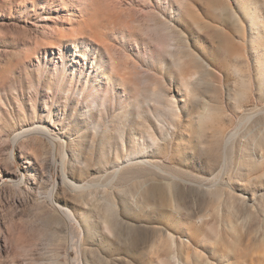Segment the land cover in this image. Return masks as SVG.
<instances>
[{
  "label": "rangeland",
  "instance_id": "374dc122",
  "mask_svg": "<svg viewBox=\"0 0 264 264\" xmlns=\"http://www.w3.org/2000/svg\"><path fill=\"white\" fill-rule=\"evenodd\" d=\"M1 76L0 264H264V0H0Z\"/></svg>",
  "mask_w": 264,
  "mask_h": 264
},
{
  "label": "bare ground",
  "instance_id": "6f19581e",
  "mask_svg": "<svg viewBox=\"0 0 264 264\" xmlns=\"http://www.w3.org/2000/svg\"><path fill=\"white\" fill-rule=\"evenodd\" d=\"M105 50L107 52V55L110 58L112 72H114L116 74V77L122 81V83L126 87V89H130L131 90L135 86L134 78H133V75H132L133 72L131 71L130 68L127 67V65L125 66L124 64H122L121 62L118 61V58L113 56V50L110 47H106ZM111 61H114V62H111ZM179 65L183 66L180 63H179ZM0 80H2L1 82H4L5 78L1 76ZM171 111L173 112L174 109L171 108L170 112ZM173 113H175V112H173ZM34 132H36L35 129L23 130V131H21L20 133H18L16 135V137H15L16 140L15 141H17L18 139H22L25 135L27 136V135L33 134ZM44 133L46 135H50L49 131L45 130ZM149 139L153 143H156V138L154 136H152L151 134H149ZM15 141H14V143H15ZM141 164H143L142 160H133V161H130L127 165L138 166V165H141ZM123 167L126 168V162L124 163ZM118 172H119V170H118ZM61 181H62V184L70 186L74 190H76V189L79 190V189H81L83 187V186H80V185H76L72 181H69L64 173L61 176ZM17 183H23V179L22 180L20 179L19 182H17ZM51 201H52V203H54V194H53V192L51 193ZM64 212L71 220H75V215L71 211H69L68 209H65Z\"/></svg>",
  "mask_w": 264,
  "mask_h": 264
}]
</instances>
